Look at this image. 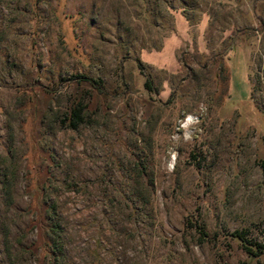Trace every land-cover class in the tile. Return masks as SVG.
I'll use <instances>...</instances> for the list:
<instances>
[{
	"label": "rangeland",
	"instance_id": "374dc122",
	"mask_svg": "<svg viewBox=\"0 0 264 264\" xmlns=\"http://www.w3.org/2000/svg\"><path fill=\"white\" fill-rule=\"evenodd\" d=\"M263 110L264 0H0V264H264Z\"/></svg>",
	"mask_w": 264,
	"mask_h": 264
},
{
	"label": "trees",
	"instance_id": "16d2710c",
	"mask_svg": "<svg viewBox=\"0 0 264 264\" xmlns=\"http://www.w3.org/2000/svg\"><path fill=\"white\" fill-rule=\"evenodd\" d=\"M255 32V29H243L240 33L244 32ZM235 33L231 34L229 39H232ZM232 44L229 45L228 49H232ZM226 56L225 51L223 53H219L218 55L213 56L210 61L212 64L217 66L215 81L219 86L224 88V93L228 90L229 84V71L224 63V57ZM180 62L183 65H188L184 60L181 59ZM137 67L140 71V74L144 77V87L150 93L158 94V90L154 87L152 78L148 71L146 70L144 64L139 60L136 59ZM197 63L190 64L189 68L195 67ZM77 83H85L91 88H93L97 93L103 94L105 92L104 83L101 80H96L91 77H87L84 75L76 76L74 79ZM86 105L83 103H78L74 108H72L67 115V122L68 125L74 129H76L79 125L85 122L84 111L86 110ZM264 113V110H263ZM66 121V119H65ZM264 164V161L262 162ZM0 189L6 200L7 205L12 204V185L10 180V174L7 172L6 169L0 171ZM45 220L47 223L48 228V235H49V243L52 245L51 250L54 253V246L58 245V238L61 237V233L63 231L62 225L60 223V215L57 211V206L54 202L50 203L46 206L45 209ZM8 239L6 238L5 243H8ZM58 248V247H57ZM55 247V249H57ZM248 252H252L251 249H248Z\"/></svg>",
	"mask_w": 264,
	"mask_h": 264
}]
</instances>
